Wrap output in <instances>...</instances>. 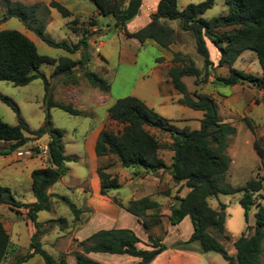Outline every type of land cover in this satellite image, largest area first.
<instances>
[{"label":"trees","instance_id":"1","mask_svg":"<svg viewBox=\"0 0 264 264\" xmlns=\"http://www.w3.org/2000/svg\"><path fill=\"white\" fill-rule=\"evenodd\" d=\"M90 1L101 17L113 19V25H107V33L111 29H117L129 39H134L140 44L153 42L163 51H169L177 40L175 30L164 21H179L182 29L194 34L197 51L204 60V67L200 69L188 55L175 52L172 59L173 65L168 71L173 89L182 96L178 103L203 113L198 130L178 129L171 124V120L158 114L141 99L122 98L108 109L110 118L122 126V129L118 132L107 129L101 132L95 149L97 157L116 158L121 168L134 172V176L138 178H144V174L159 176L160 172H168L176 185H182L189 190L186 196L175 198V203L170 206L168 221L171 226H178L189 218L193 233L188 241L179 242L174 248L199 242L203 252H216L227 264H262L264 207L257 202V194L263 190V182L250 180L245 186L238 188L223 185L232 164L227 153L229 140L236 136L237 129L222 121L216 100L212 96L198 91L194 94L189 93L184 79L194 78L195 85L199 86L213 77V83L217 82L226 87L248 83L264 91V0H224L228 6V14L212 20H206L203 16L215 6L216 0H203L199 4L189 5L181 10L178 7V0H160L156 12L151 15L150 23L135 33H130L127 25L139 15L142 0ZM51 7L63 18L73 15L68 8L58 2H52ZM0 8L3 19H18L26 30L35 33L48 46L66 50L70 54L78 51L82 53L77 61L69 57L58 61L40 54L35 43L25 34L16 30L0 31V81L10 82L16 87H25L36 80H42L45 86L46 105L45 123L36 131H31L22 120L16 126L0 120V142L11 144L10 149L16 152L29 142L30 139L26 135L29 134L38 140L46 138L49 149L47 166L36 169L31 174L35 202L17 201L9 188L0 184V204L9 206L18 214L22 209L27 210L28 219L35 229L31 236V252L18 259L17 264H23L35 256H40L44 264H66L64 258L57 260L45 250L40 240L47 230L39 222V214L49 213L52 210L53 197L70 209L75 220L80 221L83 214V211L67 196L49 194V189L67 174L66 163L77 161L76 157L65 155L64 133L54 127L50 110L58 108L72 116H84V112L74 108L72 104L54 100L50 79L41 71V68L46 65L55 66L58 62L51 79L61 78L72 85H77L78 68L82 70L90 86L101 93L110 94L112 86L106 79L88 68L91 57L87 39L90 36L84 37L73 46L65 42H55L45 34L44 23L38 19L37 6L12 0H0ZM93 22V26L100 27V23ZM96 34V36L101 35L98 31ZM207 40L220 54L217 65L211 60ZM246 51L256 53L263 70V77L235 68L236 62ZM162 61L164 58L157 59V63ZM223 67L229 69V76L215 75L214 71ZM0 100L19 113V109L7 97L0 96ZM245 121L252 129L251 120L245 119ZM148 128L171 136L173 157L170 166L160 155L162 148L160 142ZM254 150L264 169V148L255 142ZM2 155H5V150L0 152V156ZM110 168V165H101L98 168L101 182L100 194L106 197L112 196L113 202L136 217L147 233L161 226L162 204L155 201L153 196L128 202L116 198L119 197L116 192L122 188L123 184L118 173L108 172ZM237 193L243 194L239 203L245 210L247 221L252 207H257L256 224L251 235L244 233L234 242L235 255L231 256L220 242V239L231 240L225 232L226 205L221 204L220 209L217 210L209 204V200L219 194ZM164 195L170 197L168 192ZM55 222H59L62 229L68 227V221L65 218L50 220L48 223ZM148 242L147 249H142L138 247L142 243L141 239L130 229L100 230L86 242L81 243L82 252L75 255L76 264H100L89 257L90 254L129 256L138 259V264H151L159 255L169 250L162 238L149 234ZM9 247L10 235L0 222V264L6 258Z\"/></svg>","mask_w":264,"mask_h":264},{"label":"rangeland","instance_id":"2","mask_svg":"<svg viewBox=\"0 0 264 264\" xmlns=\"http://www.w3.org/2000/svg\"><path fill=\"white\" fill-rule=\"evenodd\" d=\"M12 1L22 2L29 6H37L38 19L44 23L45 34L55 42H65L73 46L78 44L84 37L90 36L87 39L91 57L88 68L90 71L102 76L112 86L111 99L107 105L100 108L93 106L84 113V116H72L58 108L50 110L54 127L64 133L65 155L75 157L82 154L77 164L74 162L66 163L68 172L70 171L68 175L66 174V181L68 182H66V188H69V190H61L63 195L70 198L83 211V214L80 217V221L75 220L70 209L60 200L53 197L52 210L49 213L43 212L39 214V222L47 230L40 240L43 248L57 260L64 258L66 264H76L75 255L82 252L81 243L88 240H84V238L79 236V230L90 223L94 214L93 209L87 207V200L91 194L89 186L86 185L82 188L77 185L83 178L91 175L90 160L84 150L83 140L90 135L102 120L105 130L118 132L122 129V126L114 122L110 116L106 118L109 115L108 109L119 99L136 97L146 102L158 114L170 119L171 124L178 129L189 128L190 130H198L200 128L199 120L202 119L203 113L185 106L168 103L170 96L162 94V90L163 93L171 92L172 94L175 92L170 84L161 89V85L153 71L156 60L162 54L168 55V52H164L156 44L147 46L141 51L135 66L120 65L119 63L120 48H128L127 44L120 43L116 39L105 48H99L97 43L110 37L107 36V25L112 26L113 19L111 17H101L90 0ZM202 1L178 0V7L181 10L189 5L199 4ZM52 2L62 4L74 14L68 18H63L51 7ZM227 14L228 6L224 0H216L215 6L206 12L203 18L212 20L224 17ZM93 21L100 23V27L93 26ZM165 21L175 30L177 37L180 39L179 42L171 47V50L174 52L180 51L188 55L196 63L197 67L202 69L204 60L197 51L194 34L191 31L182 29L179 21ZM94 29L101 35L96 36L97 32H94ZM2 30H16L25 34L35 43L40 54L58 61L64 57L77 61L82 56L81 51L70 54L66 50L48 46L35 33L26 30L18 19H3L0 8V31ZM95 42L97 43L95 44ZM101 56L106 57L107 64L99 63ZM57 65L58 62L55 66L46 65L42 67V71L49 76L52 92L54 91L55 94L60 96L56 100H63L62 98L70 94L71 90L75 92L80 89L89 93L94 89L83 76L82 70L78 68L76 74L77 85H72L69 81H64L61 78L51 79V75ZM101 66L104 67L101 68ZM235 68L257 77H263L259 59L253 51L244 52L236 62ZM104 71L108 72L107 75L103 74ZM214 73L220 77H228L229 69L226 67L217 68ZM213 79V77H210L208 82L201 83L199 86L195 85L194 78H185L184 83L191 94L198 91L201 94L212 96L216 100L222 121L237 129L236 136L229 140L227 153L232 160V164L223 185L238 188L245 186L250 180H262L263 190L257 194V202L264 207V169H262L261 160L254 150L255 142H258L264 148V91L248 83L235 87H226L217 82L213 83ZM74 92L71 96H73ZM0 96L7 97L19 109V113H16L10 106L0 100V120L2 122L16 126L22 120L31 131H36L44 125L46 105L44 102L45 86L42 80H36L25 87H16L10 82L0 81ZM102 104H104L103 101ZM245 119L251 120L252 129L247 125ZM148 129L161 144V157H163L167 165H171L173 157L171 136L159 130ZM26 135L30 140L20 149H34L36 154L32 158L17 160L15 152L10 149L11 144L0 142V152L5 150V155L0 156V176L9 172L13 174L14 180L21 182L19 185L13 181L0 184L9 188L12 196L17 201L33 203L35 202V196L28 182L29 173L38 167L47 166V154H40L39 151V147L47 145V140L46 138L38 140L29 134ZM104 161L105 165L111 166L113 173H118L123 184L122 188L116 192L119 195L116 198H121L123 201L128 202L133 199L153 196L155 201L162 204V213L164 211V214H162L163 223L148 233L141 224L138 229L134 222L120 221L115 225L116 228L133 230L142 241L138 245L139 248L147 249V244L149 243L148 235L151 234L156 238H162L169 247L170 257L165 264H227L220 254L203 252L199 242H193L185 247L174 248L177 243L186 242L190 239L193 233V226L189 218H186L178 226H171L168 221L170 206L175 203V198L177 196L184 197L189 192L184 186L176 185L168 172L163 173L160 177L158 176L160 183H156L153 174L141 180L134 176V172L123 170L116 158ZM3 165L4 169L2 168ZM72 171L76 173L75 179ZM64 184L51 188L50 191H55ZM81 188L87 194L83 195ZM167 192L170 193V197H165L164 193ZM242 195V193L233 195L219 194L209 200V204L217 210L220 209L221 204L226 205L225 232L231 237V240L220 239V242L231 256L235 255L234 242L244 233L251 235L256 224L255 214L257 207H252L247 221L245 210L239 203ZM107 198L113 202L112 196H107ZM62 218L68 221V227L64 229L61 228L59 222L48 223L50 220ZM0 222L10 235V247L2 264H17L18 259L27 256L31 252V236L35 229L28 219L27 210L22 209L20 214H18L7 205L0 204ZM248 226L249 229H247ZM115 257L105 254L95 256L100 264H128L119 260V256ZM23 264H44V262L40 256H35ZM262 264H264V257Z\"/></svg>","mask_w":264,"mask_h":264},{"label":"crops","instance_id":"3","mask_svg":"<svg viewBox=\"0 0 264 264\" xmlns=\"http://www.w3.org/2000/svg\"><path fill=\"white\" fill-rule=\"evenodd\" d=\"M159 2H160V0H142V6L140 9L139 15L132 22H130L127 25V30L130 33H135L137 31L141 30L142 28L146 27L151 21V15L156 12ZM72 14H74V13L72 12ZM164 23H166L168 25V23L166 21H164ZM180 27H181V25H180ZM94 32H97V30L94 29ZM107 36H110V37H107V39L104 41H99V43L95 42V44L97 43L98 47L103 49L108 44H111L113 41H115L117 39L120 43H124V44L128 45V48H123V47L120 48V55H119L120 65L135 66L137 61H138V55L141 53V51L145 47L153 46L152 44H154V43L149 42V41L144 43V44H140L138 41H136L134 39L127 38L122 32L118 31L117 29H111V31L108 33ZM176 37H177V35H176ZM179 41H180V39L177 37V40L174 44H176ZM206 42H207V47L209 49L211 60L214 62L215 65H217L219 58H220V54H219L218 50L215 48V46L209 40H207ZM171 47H170L169 51H164V52H168V55L162 54L160 56V58H164V61L157 63V60H156V64L153 68V71L156 74V77L159 81V84L161 85V89L168 86L169 84L171 85V82H170L171 80L168 76V71L173 65L172 59H173V54L175 53L174 51L171 50ZM177 52H180V51H177ZM99 63L107 64L106 57L101 56V60L99 61ZM103 67L104 66H101V68H103ZM41 71H42V68H41ZM52 72L53 71L51 69V73ZM107 73H108L107 71L103 72L104 75H107ZM46 77L49 78V76H47V75H46ZM172 89H173V86H172ZM73 92L74 91L71 90V93L69 92L70 94H68L67 96H64V98H62L63 100L59 101L56 99L60 98V96L55 94L53 91L54 100L56 102H61V103L65 102L66 104H72L74 108L81 110L85 113L87 110H90L91 107H93V106L96 108L106 106L107 103L111 99L110 94L101 93L100 91H98L96 89H92V91L89 93H87L85 91H81L79 89V90L74 92L73 96H71ZM174 92L175 93H172V94H171V92L163 93V90H162V94L170 96L168 103L180 105L178 103V101L182 98V96L177 91L174 90ZM102 101L104 102V104H102ZM106 118H109V115ZM166 119H168V118H166ZM168 120H170V119H168ZM200 120H199V122H200ZM103 130H105V125H104V122L102 120L99 123V125L90 133V135L86 136V138L83 140L84 150H85V152H87L89 160H90L89 161L90 162L89 167L91 170V175L83 178V180H81L77 185L79 187H82V188L86 185L89 186V191L91 194L87 200L88 201L87 207L93 209V213H94L93 218L90 221V223L87 226H85L79 230V236L81 238H84V240L89 239L94 233H96L100 230L127 229V228H116L115 225L120 221L121 222L127 221L129 223L134 222L138 229L140 227V223L138 222L136 217H134L133 215L128 213L126 210L115 205L106 196H102L100 194L101 182H100V178L98 176V168L101 165H105L104 160L110 159L109 157L98 158L97 154H96V150H95L98 137ZM81 155L82 154L75 156L77 158V161L74 163H76V164L78 163L79 159L82 157ZM168 166H170V165H168ZM2 168L3 169L5 168L4 165L2 166ZM41 168H45V167H38L37 169H41ZM123 170L128 171L126 169H123ZM32 172L29 173L30 178L28 180V182L31 185V188H32V179H31ZM69 172H67V175L69 174ZM108 172L111 174H114L111 168L108 170ZM72 174H73L74 179H75V177H76L75 171ZM162 174H163V172H160L159 177ZM146 176H151V174H149V175L144 174V177H146ZM10 177H11V179H9ZM159 177H158V175H154V180L156 181V183H160ZM14 179L15 178L13 177V174H10L9 172L4 173L0 176V183L13 181L14 183H16L18 185L21 184L20 181L14 180ZM139 179L142 180L143 178H139ZM66 182L67 181H66V175H65L57 184H55L51 188H56L57 186H60V184H63V183H65V184L61 185V187H58L55 191H52V192L50 191L51 190V188H50L49 194L50 195H63V192L61 189L69 190V188H66V184L68 183V182L67 183ZM82 188L80 189L81 193L83 195L87 194L86 191ZM163 214H164V211H163ZM169 252H170V250L162 253L151 264H165L166 262L169 261V257H170ZM97 255L98 254H90L89 257L98 261L95 258V256H97ZM115 258H117V257H115ZM119 260L126 262L128 264H138V262H139L138 259L132 258L129 256H119Z\"/></svg>","mask_w":264,"mask_h":264},{"label":"built area","instance_id":"4","mask_svg":"<svg viewBox=\"0 0 264 264\" xmlns=\"http://www.w3.org/2000/svg\"><path fill=\"white\" fill-rule=\"evenodd\" d=\"M40 154H48V146L44 145L39 147ZM36 154L34 149H20L15 152V157L17 160H23V159H28L34 157Z\"/></svg>","mask_w":264,"mask_h":264}]
</instances>
